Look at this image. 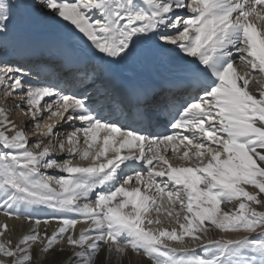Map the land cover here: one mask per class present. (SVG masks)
Masks as SVG:
<instances>
[{
    "label": "snow or ice",
    "instance_id": "6c2138e0",
    "mask_svg": "<svg viewBox=\"0 0 264 264\" xmlns=\"http://www.w3.org/2000/svg\"><path fill=\"white\" fill-rule=\"evenodd\" d=\"M20 9L70 23L108 66L175 59L184 65L186 98L170 102L155 89H132L137 106L133 123L124 124L111 113L106 117L87 94H65L55 85L33 82L19 66L0 65L4 95L19 94L39 135L57 136L55 146L41 149L44 141L38 140L33 146L41 150L31 151L25 129L0 106L4 214L19 219L21 213L13 209L22 208L30 218L29 209H48L59 223L51 236L33 229L15 246L0 244V254L11 264H31L32 245L40 242L43 253H52L50 264H96L102 248L117 264L129 250L151 264H264V231L257 232L264 229V212L250 207L264 203L259 199L264 194V83L252 79L264 76V0H0V38ZM253 82L260 85L257 94L249 91ZM161 107L170 116L164 132L133 126ZM45 113L73 131L63 138L51 124L39 131ZM57 148L68 157H54ZM169 151L196 166L174 167ZM90 157L88 166L73 163ZM102 157L106 162L99 163ZM47 170L64 175H46ZM132 182L138 186L126 187ZM246 185L258 191L249 192ZM234 200L238 207L222 212L221 204ZM152 212L168 218L175 212L180 232L146 229L145 223H161L146 219ZM81 219L90 221L89 227L79 236L69 232ZM206 221L220 231L256 233L257 238L211 240L202 256L183 249L178 255L164 243L200 239L196 233L207 230ZM0 227L7 231V225Z\"/></svg>",
    "mask_w": 264,
    "mask_h": 264
},
{
    "label": "bare ground",
    "instance_id": "6f19581e",
    "mask_svg": "<svg viewBox=\"0 0 264 264\" xmlns=\"http://www.w3.org/2000/svg\"><path fill=\"white\" fill-rule=\"evenodd\" d=\"M70 2H71V0H70ZM59 23L62 24V25H64L65 27L69 28V30L72 32L71 34H75V35H78V36L82 37L81 34H79L78 32H76V30L74 29V26H72L70 23L63 22V21H56V24L57 25H59ZM15 31H16V29L14 31H12V29L9 28V31H8L7 35L4 36V37H2V38H0V59H1V57H5V54H7V53L4 50H6L8 48V44L12 43L14 41V39H15V45L16 46H19L20 49H21L20 52H22L23 50H28L30 48L29 44H35L34 46H40L38 44H43L44 47H47V48H49V46H52L53 47L52 49H63V50L64 49H68V50H70L69 47L66 48V43H64V42H58L57 43V42H55L54 39H47L45 42L44 41H40V42H28V40L26 39L25 33L20 32L19 30L17 32H15ZM83 40L86 41L85 38H83ZM67 45H69V44H67ZM87 45H88L87 47L89 48V42H87ZM30 54L32 55V54H34V52H31ZM89 55L91 56L93 63L95 65L97 64L98 67H100V68H102L104 70H107V69H109L111 67V66H108V65L104 64L100 60L99 56L93 55L92 50L90 51ZM10 58L11 57L9 56L7 58V60H10ZM0 62H1V60H0ZM136 63H138V61H136L135 64ZM176 63H179V62L176 61L175 59L169 60V64L166 63L164 65V68L163 69L161 68V70L164 73H166V72L169 71V68L170 67L171 68L176 67L177 66ZM171 64H172V66H171ZM169 65H170V67H169ZM154 67H155V64H149V68L148 69H143L141 67H140V69H142L145 73L151 74V72H152V70H153ZM158 69H160V68H158ZM250 84H251L252 88L249 91H251L252 93H254V92L257 93L258 92V88L260 87V85L259 84H256L255 82L250 83ZM11 98H13V96L12 97L6 96V100L3 101V103L1 102V105L5 104V102H8L9 100H11ZM3 107L5 108V105H3ZM19 109H20V111H23L21 109V107H19ZM8 116H10V114H8ZM46 116L47 115H45V117ZM9 119L12 120L13 122H15L16 124L18 123V121L16 120V118L10 117ZM30 122H32V119H29L27 125L30 124ZM44 127H45V125L43 124L41 126V128H44ZM52 155L54 157H56L57 159H58V157L61 156L59 159H62V157L65 155V153H63V154L62 153L57 154V152L53 151L52 152ZM42 171H45V170L42 169ZM47 171L48 172L54 171V174H56V172H57L55 170H51V171L50 170H47ZM247 187H249V186L247 185ZM251 190H252V188H251ZM1 201H2V199H0V202ZM237 207H238V202L237 201H232L231 203H222L221 204V210H222V212H231V211L235 210ZM128 210H130V209H128ZM0 211H2V212L5 211L4 208H3V204L0 205ZM13 211H19L21 213V217L20 218H22V217L25 218V213H24V210L22 208H14ZM28 211L30 213V218H33V216H34L33 213H35L36 211H32L31 209H29ZM38 211L40 212V214L38 215L40 217V219L41 218H51V216H52L51 211L48 210V209H41V210H38ZM0 215L3 216L5 214H0ZM181 216H182V218H181L180 221H181V223H184L183 213H181ZM4 218H5V216H4ZM30 218H26V219L32 220ZM44 220L45 219H41L40 221L41 222H44ZM51 223L53 225L52 230H54L56 226H59V224L57 225L56 222H51ZM51 223H49V224H51ZM89 224H90V221L85 222L83 219H81V222L77 223V226L81 230V229H83L85 227V225L88 226ZM41 225L43 226V231H46L47 232V235L51 236L54 231L45 229V226H44V225H46L45 223H40L38 225L39 227H37V225L35 224L34 227L32 226V228L35 229L37 227V229L39 231L40 228H41ZM88 227H86V228H88ZM171 227H172V225H169V227L166 228V229H169L170 230ZM204 227L207 229L206 231H201V232H197L196 233L197 236H199L200 238H202L201 241H198L199 239L197 240V239H193L191 237H185L184 240L183 241H180V242L170 241L171 245L167 244L168 247L175 248L177 250V254L178 255L180 254V251L182 249L185 252L195 254V251L196 250H199V249L200 250H203L204 247L207 246L208 243H209V241H211V240L224 241V240H228V239H239V238H242L244 236H249V237L256 236V233H246V232H243V231H239V232H223V231H220V230L216 229L215 226L210 225L207 221L205 222ZM162 228H164V227H162ZM173 228L176 229L177 233L180 232V228H179V224L178 223H176V225ZM147 229H151L154 232L155 231H158L157 229L151 228V227H149ZM30 230H28V232ZM260 231H264V229H257V232H260ZM29 234H32V231ZM6 236H4V239H5ZM20 237H21V235L20 234L17 235V233H16V237L14 239L9 238V239H11V243H12L11 246H15L17 244V242H18V240H19ZM22 238L23 237H21V239ZM255 238H257V237H255ZM6 241H8V239ZM62 243H63V241H60L56 245V247H59V245L62 244ZM0 244H3L5 247H8V244L7 243H6L7 245L4 244V242L3 243H0ZM21 247H24V245H21ZM41 248H42V245H41L40 242H36V243H34L32 245L31 254L33 256V260L31 261V264H50V261L52 259V253L51 252H49L47 254L41 253ZM72 251H73V249L72 250H68L67 249V253H66V255L64 257H62V260H64L65 262H67V256L71 255ZM202 255H205L204 251L202 252L201 256ZM5 263L11 264V259L8 258V257H5V256H0V264H5ZM96 264H117V261H116L115 258L106 259L105 249L102 248L101 249V252L99 253V255H98L97 259H96ZM120 264H151V261L148 260L146 257H144L142 255H139V254H136V253H133L131 250H129L127 256H125L122 259V261H120Z\"/></svg>",
    "mask_w": 264,
    "mask_h": 264
},
{
    "label": "rangeland",
    "instance_id": "374dc122",
    "mask_svg": "<svg viewBox=\"0 0 264 264\" xmlns=\"http://www.w3.org/2000/svg\"><path fill=\"white\" fill-rule=\"evenodd\" d=\"M19 13H17L18 15H16V17H14L13 18V20L10 22V24L11 25H13L14 27L15 26H17L18 24H19V22H20V20L21 21H23V22H28V23H31V24H34V25H36L37 26V28H39V31H40V33L42 34V35H44V37L46 36V37H48V36H53V34H55V33H63V32H70V33H72L70 30H69V28H67V27H65L64 25H62V24H60L59 23V25H57L56 24V21H52V20H47V19H42V18H39V17H37L33 12H31V11H28V10H24V9H20L19 11H18ZM19 21V22H18ZM21 24H24V23H21ZM32 28H34V27H32ZM18 30L16 29V31L15 32H17ZM14 34V33H13ZM73 35H75V34H73ZM76 36H78V35H76ZM45 37V38H46ZM244 68L242 67L241 69H239L238 68V71H240L241 72V74H243V72H244ZM255 81H260L261 83H264V76L263 77H261V78H259V79H256ZM257 84V83H256ZM252 88V86H251V84L249 85V90ZM253 94H257L256 92H254ZM6 100V96L4 95V92H3V89L2 88H0V106H3V105H5V110L7 111V113L8 114H10V116H9V118L10 117H12V118H16V120L18 121V123L16 124L17 125V128H24L25 129V132H26V136H27V139L28 140H30L29 141V149L31 150V151H33V152H38V151H40L46 144L47 145H50V146H55L53 143H51V140H47V139H45L43 136H39V134H38V131L35 129V127H34V125H32L33 124V121L32 122H30V124H28L27 125V123H28V121H29V119H28V117H25V113L22 111V113H23V116L22 117H17V108L15 107V106H13V104L10 102V101H8V102H5V104H3V105H1V102L3 103V101H5ZM46 118H48V117H46ZM46 118L45 119H43V120H41V121H39V123H40V125H41V123L42 122H44V121H46ZM48 121H46V122H44L43 124L46 126V125H49V124H51L52 123V121L53 120H50V119H47ZM42 124V125H43ZM26 126V127H25ZM43 130H46L45 129V127L44 128H40L39 129V131H43ZM37 133V134H36ZM9 135H11L12 133L11 132H9L8 133ZM39 138V139H38ZM38 140H41V141H44V143H42L41 144V149H37V148H35L33 145H34V142L35 141H38ZM55 152H57V151H59L58 150V148L57 149H55L54 150ZM64 157V156H63ZM62 157V158H63ZM79 159H77L76 161H73V163L74 164H77V165H80V166H88L90 163H92V161H91V157L88 159V160H84V161H81V160H79ZM51 171V170H50ZM58 171V170H57ZM54 171H52V173H53ZM59 172V171H58ZM58 172H56V173H58ZM46 173H48V171H46ZM59 173H61V172H59ZM46 175H53V174H46ZM64 175V174H63ZM58 177V176H57ZM53 188H55V189H57V191H59V187H58V185H56L55 183H53L52 185H51ZM202 186V185H201ZM249 187H247V185L246 186H244L245 187V189L247 190V191H249V192H252V193H255L256 191H258V190H256L254 187H251L250 185H248ZM203 187V186H202ZM251 188H252V190H251ZM259 199H261L262 201H264V194H262L260 197H259ZM238 203H239V201H237ZM166 206H167V204H165ZM169 206H167V208H168ZM250 207H252V208H255L258 212H264V203H261V204H259V205H257V204H250ZM4 212V211H3ZM2 211H1V213H3ZM4 216L5 215H3V216H1L0 215V226H3V225H7V231H5L4 230V228L3 227H0V233H3V234H0V243H3L4 242V244H8V242H9V240L11 241V239H9V238H12V239H14L15 237H16V233H17V235L18 234H20L21 235V237H23V236H25V235H28L31 231H33V228H32V226L34 227V225H35V222H26V221H23V219H16L14 216L13 217H11V218H9V217H6L5 216V218H4ZM164 217H165V219L168 221H164V223L163 222H161L160 224H156V223H153V224H151V225H144V227L147 229V227L146 226H149V227H151V228H154V227H156L155 229H159L162 225H164L165 226V224H166V228H168L169 227V225H172V227H171V229L176 225V220H175V212H173V217L172 218H168V217H166L165 215H163ZM155 218H156V216H155ZM181 218H182V216L180 217V220H181ZM161 220V219H160ZM181 222V221H180ZM20 223V224H19ZM41 223H44V222H41ZM49 223H51V222H49ZM46 224V225H44L45 226V229H47V230H52V227H53V225H52V223L51 224ZM175 223V224H174ZM22 224V225H21ZM58 224V223H57ZM174 225V226H173ZM89 226V225H88ZM87 225H85V227L83 228V229H79V227L76 225L75 226V229L73 230V229H70L69 230V232H72V231H74L75 232V234L77 235V236H79V234L81 233V231L82 230H84V229H87L86 227H88ZM37 227H39V226H37ZM37 227L35 228V230L37 231V232H39L41 235H43L44 234V232L45 231H43V226L41 225V228H40V230L38 231V229H37ZM59 226H56L55 227V229L54 230H52V231H55V230H57V228H58ZM29 228V229H28ZM49 228V229H48ZM165 228V229H166ZM31 229V230H30ZM170 229V230H171ZM28 230H30L29 232H28ZM169 230V229H168ZM169 230V231H170ZM208 232V231H207ZM209 234V233H208ZM7 235V236H6ZM9 235V236H8ZM4 236H6L5 237V239L7 240L8 239V241H6L5 239H4ZM11 236V237H10ZM21 237L19 238V240L21 239ZM256 236H253V237H251V238H255ZM18 240V241H19ZM200 240H202V238H200ZM165 244H169V245H171V243H170V241H168V240H165V242H164ZM6 244V245H7ZM11 245H12V243H11ZM9 246V245H8ZM68 250H72L71 248H69ZM200 250V249H199ZM201 251V250H200ZM41 253H43L42 251H41ZM0 256H3V254H0ZM5 264H7V263H5Z\"/></svg>",
    "mask_w": 264,
    "mask_h": 264
}]
</instances>
